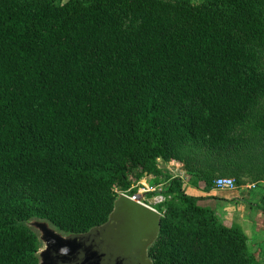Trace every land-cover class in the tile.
I'll return each instance as SVG.
<instances>
[{
  "label": "trees",
  "instance_id": "1",
  "mask_svg": "<svg viewBox=\"0 0 264 264\" xmlns=\"http://www.w3.org/2000/svg\"><path fill=\"white\" fill-rule=\"evenodd\" d=\"M263 98L264 0H0V264H39L30 220L86 232L144 176L172 196L152 264H253L158 160L210 191L264 148Z\"/></svg>",
  "mask_w": 264,
  "mask_h": 264
},
{
  "label": "rangeland",
  "instance_id": "2",
  "mask_svg": "<svg viewBox=\"0 0 264 264\" xmlns=\"http://www.w3.org/2000/svg\"><path fill=\"white\" fill-rule=\"evenodd\" d=\"M194 1H200V0H194ZM252 148L253 149L251 150H255V152L243 154V157L241 158V163L243 164L242 167L240 166L235 168V166L231 165L233 167L232 170L226 167L223 168L221 171L211 168V171L213 173L215 172V174L217 175L222 173L221 177H229L234 179L238 188H241L243 185L249 183L248 184L249 188L251 187V189L254 191L253 193H256V191L263 193L264 187H262L261 185L263 184L262 181H264V148L263 146H257V147L252 146ZM158 166L166 174L175 177L176 176L181 177L185 185L184 186L185 188L186 186H189L190 184L189 176H187V169L183 161L173 159L167 162L160 158L158 160ZM213 185H215V182H213ZM167 187H168L167 181L166 182L162 180L155 181L152 178V176H147L146 179L141 178L138 182H136L133 185V189L135 191L134 192L129 191V194L132 196H134L135 194H140L141 196L140 202H142L141 204H143L147 208L152 207L153 209L158 210L162 213L164 209L165 201L172 198V196L165 194ZM185 190L189 195H193V193H189L187 189ZM243 190L244 191L239 194L238 198H240V200L243 199L247 200V197L244 196L246 194L247 195L249 194L248 190L250 189H243ZM245 191L248 192L246 193ZM213 192L217 193V195L215 196L212 195L210 197H213L215 199L214 200L207 199L205 200V204H208V206L216 210L217 214L226 222L227 225L237 224L235 219H233V214L237 212V203H235L236 198L234 199V195L229 192H227V194L225 195H221L224 194L223 193L224 191L219 192L214 190ZM126 194L129 195L128 193ZM117 195L121 196L119 193ZM248 201L250 202V204L255 203L259 205V207H261L264 210V204H262L261 202H258L254 199L252 200L248 199ZM256 224L257 222H254L251 225L249 224V222H246V224L244 225L245 230L242 227L241 228L245 231V233H247L246 235L248 237V246L250 252L255 255L254 256L255 261L253 262V264H264V222H262L261 224L260 222H258V229L254 228ZM150 230L152 233L149 236L148 241L150 242L151 240L154 243V241L158 236V227L156 226V222H153V225L151 226Z\"/></svg>",
  "mask_w": 264,
  "mask_h": 264
},
{
  "label": "flooded vegetation",
  "instance_id": "3",
  "mask_svg": "<svg viewBox=\"0 0 264 264\" xmlns=\"http://www.w3.org/2000/svg\"><path fill=\"white\" fill-rule=\"evenodd\" d=\"M153 222H156L159 232V216L143 206L140 199L122 195L105 224L86 232L69 233L81 235L76 240L78 251L74 255L75 261L87 255L100 264H152L149 251L153 241L149 242L148 238ZM61 232L67 235V232ZM38 237L41 251L46 244Z\"/></svg>",
  "mask_w": 264,
  "mask_h": 264
},
{
  "label": "water",
  "instance_id": "4",
  "mask_svg": "<svg viewBox=\"0 0 264 264\" xmlns=\"http://www.w3.org/2000/svg\"><path fill=\"white\" fill-rule=\"evenodd\" d=\"M140 199V194H135ZM40 238L45 242L46 247L38 252L41 259L39 264H100L91 260L87 255L75 261L74 255L78 251L76 240L81 237L78 234H63L59 229L44 219H32L27 222ZM105 264V263H103Z\"/></svg>",
  "mask_w": 264,
  "mask_h": 264
},
{
  "label": "crops",
  "instance_id": "5",
  "mask_svg": "<svg viewBox=\"0 0 264 264\" xmlns=\"http://www.w3.org/2000/svg\"><path fill=\"white\" fill-rule=\"evenodd\" d=\"M262 182L263 184L261 186L264 187L263 186L264 181ZM248 184L249 183L243 185L241 188H237L236 190H219V189L213 188L210 191H202L201 189L193 186L192 184H189V186H186V189L189 193H193V195L195 196H204L208 198H210V196L212 195L213 196L217 195V193L213 192L214 190L219 191V192L224 191L223 192L224 194H221V195H225L227 194V192L232 193L234 195V199L236 198L235 203H237V212L233 214V219H235V221L237 222V225L241 226L244 229V225L246 224V222H249L250 225L253 224L254 222H257L254 228L258 229V222H260V224L264 222V210L261 207H259V205L255 204L254 202H253L254 204H250L248 199L250 200L254 199L264 204L263 203L264 202V192L263 193L257 192L255 190L256 193H253L254 191L251 189V187L249 188ZM243 189H250L248 190L249 194L248 195L246 194L244 196V197H247V200H244V199L240 200V198H238L239 194L244 191ZM248 191H245V192L247 193ZM214 199H211V200H214Z\"/></svg>",
  "mask_w": 264,
  "mask_h": 264
},
{
  "label": "built area",
  "instance_id": "6",
  "mask_svg": "<svg viewBox=\"0 0 264 264\" xmlns=\"http://www.w3.org/2000/svg\"><path fill=\"white\" fill-rule=\"evenodd\" d=\"M146 179L147 176L142 177V179ZM214 188L219 189V190H236L238 187L236 185V182L234 179L229 178V177H219L215 180V185ZM133 189V188H132ZM129 191L131 190H127V191H118V193L122 196H128L130 198H135V195L132 196L129 194ZM148 192V191H146ZM126 193H128L129 195H127ZM142 203V202H141ZM143 205V204H142ZM144 206V205H143ZM150 210H152L154 213L161 215L162 213L158 210L153 209L152 207L149 208Z\"/></svg>",
  "mask_w": 264,
  "mask_h": 264
}]
</instances>
